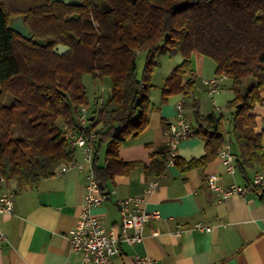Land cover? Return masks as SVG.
Masks as SVG:
<instances>
[{"label": "trees", "instance_id": "obj_1", "mask_svg": "<svg viewBox=\"0 0 264 264\" xmlns=\"http://www.w3.org/2000/svg\"><path fill=\"white\" fill-rule=\"evenodd\" d=\"M85 1L91 11L75 21L62 3L0 0V180H14L22 188L53 175L74 156L64 137L67 129L90 146L92 173L102 191L118 166L138 164L122 161L119 147L147 125L154 86L148 73L161 48L170 58L181 56L165 78L161 99L181 95L182 105L191 107L192 135L204 142L202 156H176L175 164L182 171L204 166L225 142L222 116L202 114L194 95L192 58L198 52L214 62L215 74L224 73L230 81L233 96L225 106L233 113L228 142L235 166L240 172L264 169V129L256 131L250 113L264 91V0H95L107 2L112 7L108 13L96 8L94 0ZM17 16L23 17L32 39L8 29ZM57 44L70 49L58 55L53 51ZM140 50L146 54L138 78ZM84 73L111 82L105 102L94 99L92 109ZM247 79L251 84H245ZM80 106L88 108L82 126Z\"/></svg>", "mask_w": 264, "mask_h": 264}, {"label": "crops", "instance_id": "obj_2", "mask_svg": "<svg viewBox=\"0 0 264 264\" xmlns=\"http://www.w3.org/2000/svg\"><path fill=\"white\" fill-rule=\"evenodd\" d=\"M180 61L181 56L167 66L162 84H153L158 94L156 102L151 103L146 127L119 147L122 161L139 163L118 166L102 191L107 197L92 208L106 229H116L120 224L118 199L136 197L141 207L160 213L159 219L144 224L140 242L117 243L119 253L112 256V263L133 264L132 257L138 255L149 257L154 264H264V199L253 192L221 197L204 185V177L209 173H216L222 186L243 185L256 173L264 175V169L254 166L240 172L236 167V173L229 175L217 153L204 166L185 171L175 163L163 165L160 151L167 139L164 127L174 119L175 102L181 95L163 100L161 88L168 73ZM192 66L196 75L194 95L200 112L225 117L222 133L224 141H228L233 127V113L225 106L233 96L230 81L222 80L218 92L211 98L202 78L214 75L215 65L211 66L205 56L196 52ZM198 78L199 89L196 88ZM245 84H251V79L245 80ZM224 86L227 91L223 90ZM261 98L250 111L255 116L257 132L264 129V91ZM213 101L219 111L213 108ZM183 112L185 119L192 123L189 103H184ZM262 145L264 148V135ZM204 152V142L191 134L180 142L176 156L189 160ZM70 161L73 162L62 173L55 172L58 166L53 175L41 178L37 184L19 188L14 180H0V194L15 191L12 210L0 215V264H91L83 261L80 251L69 250L66 233L77 223L86 193V176L92 171V158L85 161L81 148L75 147ZM150 180H156L157 185L151 193H146ZM198 222L211 226V230L193 229ZM155 229L158 233L152 235ZM177 230L180 232L175 235Z\"/></svg>", "mask_w": 264, "mask_h": 264}, {"label": "built area", "instance_id": "obj_3", "mask_svg": "<svg viewBox=\"0 0 264 264\" xmlns=\"http://www.w3.org/2000/svg\"><path fill=\"white\" fill-rule=\"evenodd\" d=\"M224 73L214 74L209 77H203L202 83L207 87V93L211 98L218 92L220 83L226 79ZM213 108L217 111L220 108L213 101ZM88 108L80 106L78 111V123L82 126L87 122ZM164 133L167 137L163 148V159L165 166L175 163L177 149L180 142L192 134L190 123L185 119L182 105V97L175 102V117L168 121L164 127ZM64 137L68 140L70 147H80L85 161L89 162L92 158L90 146L86 143L85 138L73 129H67ZM217 156L220 159L225 171L229 175L236 173L234 157L231 146L225 141L218 149ZM69 161L60 165L55 172L62 173ZM86 193L81 203L80 214L76 225L66 233L69 250L80 251L83 254V261L91 264H113L112 256L119 253L117 243L125 241L128 243L140 242L143 239L144 224L151 219H159L158 210H146L140 206V200L136 197L118 199L117 205L120 212L121 220L119 226L111 229L103 227L100 219L92 213V208L102 202L107 194L102 192L99 183L96 181L90 170L86 176ZM219 176L216 173L206 174L204 185L207 189L217 192L221 197L229 195H246L250 192L255 193L258 197L264 199V175L256 173L252 176L247 184L231 183L228 186H222L218 182ZM157 185L156 180H150L145 187L146 193H151ZM15 195L14 190H7L0 194V215L9 213L12 210V199ZM130 201L133 205H130ZM193 229L199 231H210L211 226H204L201 223H195ZM179 230L175 235L179 234ZM158 231L152 230L151 234L156 235ZM133 264H154L152 259L147 256L135 255L132 257Z\"/></svg>", "mask_w": 264, "mask_h": 264}, {"label": "rangeland", "instance_id": "obj_4", "mask_svg": "<svg viewBox=\"0 0 264 264\" xmlns=\"http://www.w3.org/2000/svg\"><path fill=\"white\" fill-rule=\"evenodd\" d=\"M96 24V23H95ZM146 52L144 50H140L137 52L136 56V69L135 73L138 78L142 77L143 72V64L145 59ZM180 59V56H176L175 58H170L163 48L159 49V51L155 54L156 65L153 66L152 70L148 73L150 74V82L154 85H160L163 82L165 74L167 72V66L175 60ZM206 61L212 66L214 62L209 58L205 57ZM212 76V75H211ZM82 82L85 86L88 99H89V108H93V100L96 99L98 102L103 103L107 99L110 93V79L108 77H103L102 79L96 78L93 79L90 74L84 73L82 75ZM226 83H228L226 81ZM201 87L200 78L197 79V89ZM224 91H227V87H223ZM158 94V88L155 86L151 88L150 91V101L151 103L156 102ZM9 101V97L6 102ZM221 101H219L220 103ZM225 117L223 116V120ZM232 133V132H231Z\"/></svg>", "mask_w": 264, "mask_h": 264}, {"label": "water", "instance_id": "obj_5", "mask_svg": "<svg viewBox=\"0 0 264 264\" xmlns=\"http://www.w3.org/2000/svg\"><path fill=\"white\" fill-rule=\"evenodd\" d=\"M51 3L52 2H62L66 5H71V6H77L79 4H81L80 0H49ZM102 10L106 13L109 12L111 10L110 5L109 4H103L101 5ZM70 18H78V15H71ZM8 29H10L11 31L17 33L18 35H20L22 38L30 40L32 39V35L30 33L29 28L23 23V19L21 16L16 17L14 20H12L9 24H8ZM34 42H36L37 44H39L40 46H45L46 42L40 39H35ZM69 46L67 45H63V44H57L55 45V47H53V51L58 54H64L67 51H69ZM93 116L91 115L89 117V119H92ZM100 188L102 189V186L100 185Z\"/></svg>", "mask_w": 264, "mask_h": 264}, {"label": "flooded vegetation", "instance_id": "obj_6", "mask_svg": "<svg viewBox=\"0 0 264 264\" xmlns=\"http://www.w3.org/2000/svg\"><path fill=\"white\" fill-rule=\"evenodd\" d=\"M81 1V4H79V5H77V6H71V5H66V6H68L69 8V10H70V12H69V14H68V18L69 19H73V20H75V21H81L82 20V18H83V15H85L86 13H89L90 11H91V6H90V3L88 2V1H85V0H80ZM53 3V2H52ZM55 3H62V2H55ZM93 3H94V6L96 7V8H98L99 10H101L102 12H104L103 10H102V7H101V5H103V4H108L107 2H105V1H101V2H97V1H93ZM62 4H64V3H62ZM110 8H111V10H112V7L110 6ZM110 10V11H111ZM109 11V12H110ZM105 13V12H104ZM106 13H108V12H106ZM71 15H78V18L77 19H75V18H70V16ZM18 17V16H17ZM22 17V16H21ZM16 17H14V18H12L11 20H10V22L12 21V20H14ZM22 19H23V17H22ZM9 22V23H10ZM24 23V22H23ZM46 42V41H45Z\"/></svg>", "mask_w": 264, "mask_h": 264}]
</instances>
